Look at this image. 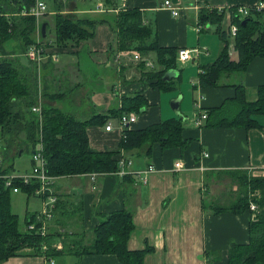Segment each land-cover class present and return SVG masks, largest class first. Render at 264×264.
<instances>
[{
    "label": "crops",
    "instance_id": "1",
    "mask_svg": "<svg viewBox=\"0 0 264 264\" xmlns=\"http://www.w3.org/2000/svg\"><path fill=\"white\" fill-rule=\"evenodd\" d=\"M165 1L68 0L64 8H73V18L109 22L99 24L94 37L60 49V60L56 63L47 60L44 65L53 64V73L47 76L56 80L54 85L49 82V89L53 86L54 93H65L59 100L66 96L73 100L76 107L72 113L82 120L97 114L105 116L86 128L93 149L104 151L120 146L123 130L120 123L112 121L120 116L111 115L109 111L121 107L122 96L136 92H141L146 105L140 112H129L140 113L129 128L135 130L165 120H177L182 124V136L189 141L188 145L163 147L157 142L150 154L142 148H121L116 156L126 165L121 167L119 162V170L106 173L96 182L88 174L62 176L56 178L54 186L65 200L62 217L75 233L93 231L104 216L113 212L123 209L133 212L134 229L128 246L133 250L148 249L144 264H228L230 248L249 242L250 221L255 211L250 208L238 213L214 211L217 206L230 204L239 192L240 184L227 173L241 172L264 178V113L254 116L255 127L232 124L241 112L234 85L243 84L247 101H255L257 88L264 85V57L254 58L243 72H225L216 86L200 85L199 74L216 62L225 44L229 55L238 58L236 36L230 32L233 42L227 39L224 43L219 25L201 23L200 12L203 8L225 10L229 15L226 23L230 24L233 10L253 8L264 0H170L179 9V15H174ZM49 6L56 10L53 2ZM131 9L142 13L143 24L151 30L149 43L176 50L175 69L182 78L177 79L175 89L163 91L153 85L154 80L148 79L147 72L166 68L159 63L155 50L142 54L138 50L118 49L112 24L120 12ZM51 16L55 14L44 19L48 24L47 38L50 37L48 20ZM181 48L192 50L189 60L180 59ZM136 54L140 55L139 60L135 59ZM147 61L153 66H148ZM180 64L187 67L186 71L196 68L197 80H190ZM58 66L61 69L57 70ZM65 72L69 76L62 77ZM87 80L100 82V85L91 89ZM100 88L103 93H97ZM174 90L176 94H184L180 95L179 109L172 106L180 115L164 105L166 94ZM101 95L105 96L99 98ZM221 107H224L223 124L213 126L218 121L210 115V110ZM199 113L210 117L203 119L200 126L195 123ZM109 122L113 123L111 131L106 130ZM23 155L20 154V158ZM178 162L182 163L180 168L176 166ZM150 164L157 170L147 172L144 182L136 171L146 170ZM29 170L21 171L15 164V173ZM224 181H227V191H217ZM32 197L39 202V208L33 211L38 212L42 202ZM215 197L219 204L210 203ZM79 201L82 202L81 212L75 213ZM87 234L86 240L90 237V233ZM49 259L44 255L17 256L0 264H122L115 254H61L52 258L53 263H49Z\"/></svg>",
    "mask_w": 264,
    "mask_h": 264
},
{
    "label": "trees",
    "instance_id": "2",
    "mask_svg": "<svg viewBox=\"0 0 264 264\" xmlns=\"http://www.w3.org/2000/svg\"><path fill=\"white\" fill-rule=\"evenodd\" d=\"M32 0H0V49L5 57H0V263L11 257L44 255L53 258L61 254H115L122 264H144L148 249H130L128 241L134 229L133 212L127 209L119 210L104 216L101 222L91 232L75 233L62 217L65 202L63 196L55 190V180L62 176L85 175L90 173H112L119 170L120 158H117L121 148L130 150L142 148L148 154L152 152L157 142L163 147H186L188 140L182 136L183 127L177 120H165L148 125L145 128L123 131L124 137L118 148L99 151L89 145L87 126L104 118L102 114L93 115L87 120L80 119L76 114L62 110L53 103L64 96V92H48L49 84L45 81L44 96L49 104L42 107L43 116L32 111L41 88V76L52 74L49 64L42 69L31 63L25 65L18 58L10 57L5 51V45L10 40H21L18 50L22 53L27 46L34 42L37 24L34 16L5 15L29 8ZM57 11L64 9L66 4L54 0ZM226 11L203 8L200 12L201 23L219 25V33L223 42L227 43L231 23L237 24L238 32L235 37V48L238 58L233 59L227 46L223 47L215 63L209 65L199 74V83L210 87L219 84L221 76L227 72H243L256 57H264V10H250V14L240 19L238 8L230 15V24L224 28ZM55 20V42L59 50L75 46L82 40L95 36L99 24L108 20L90 18L75 19L69 15L57 13ZM112 29L117 34V46L120 50H138L145 54L150 50L158 53L159 63L165 65L163 70L147 72L148 79L154 80L153 85L161 90L175 89L177 79L181 76L165 80L163 77L168 69H175L176 50L151 44L148 39L151 30L143 24L142 13L137 9L120 12L114 19ZM246 20V23H243ZM111 23V22H110ZM42 35V32H41ZM43 37V36H42ZM43 38H47L43 37ZM48 43V42H47ZM50 61V60H49ZM52 84V82H50ZM236 100L240 102V111L234 125L252 128L257 125L256 114L264 113V85L257 88L258 97L249 102L243 84H235ZM54 90V89H53ZM121 107L113 108L114 116L122 113L140 112L146 102L141 92L122 96ZM225 107V106H224ZM224 107L213 108L210 115L218 121L213 126L223 124ZM208 118L210 119L209 115ZM222 122H221V121ZM39 149L45 158V172L52 178L48 183L49 189L45 197L53 195L56 202L52 209V217L48 220L47 234L41 235V217L43 200L36 195L40 181L33 178L24 183L21 178H14L12 185H6L5 176L15 173L14 160L24 151L31 154ZM2 157V158H1ZM30 173L38 162L32 159ZM19 174V173H17ZM239 182V192L234 200L227 205L214 208L217 213L223 210L243 212L249 209L251 203H256L255 215L250 221V240L245 244H235L229 250L228 264H264V178L249 176L241 172L227 173ZM14 187L35 196L42 202L38 212L26 213V227L23 230L19 223L18 214L12 210V193ZM19 191V192H20ZM256 194L250 201L249 194ZM82 202L76 204L75 213L81 212ZM34 223L35 229L30 231L27 226ZM87 233L90 237L87 238ZM46 246V250L44 249Z\"/></svg>",
    "mask_w": 264,
    "mask_h": 264
},
{
    "label": "built area",
    "instance_id": "3",
    "mask_svg": "<svg viewBox=\"0 0 264 264\" xmlns=\"http://www.w3.org/2000/svg\"><path fill=\"white\" fill-rule=\"evenodd\" d=\"M33 3L30 5L29 8H23L18 12H14L12 14L7 13L5 15L12 16V15H20V16H34L36 19V24H37V29H36V34H38V39H36L34 42L30 43L26 51L22 52L21 54L25 56L29 62L39 68L42 69V66L45 64L47 60H51L52 62H57L60 60V50L59 47L56 45V42L53 40L47 41V38H43L41 35V27L42 23L44 22V19L47 15L51 14H57V13H62V14H71L72 10H67L66 8L62 9L61 11L57 10H51L49 6L48 0H32ZM54 1V0H53ZM63 4H66L68 0H59ZM165 5L171 8L172 12L174 15H179L180 11L177 7H174L172 5V2L170 0L165 1ZM254 9L256 11H262L264 10V2L256 5L253 8H246V7H240L238 8V14L240 16V19H243L247 17L250 14V10ZM2 14V13H0ZM230 32L236 36L238 32V26L237 24H231V29ZM48 43H47V42ZM191 49L188 48H181L179 50V57L182 61H187L191 58ZM19 54H11L12 57H15L18 59ZM136 60L140 59V55L136 54L135 56ZM148 66H153L150 61H147ZM197 106L199 103H196ZM32 111L39 116V119H42L43 116V110L41 105H33ZM208 115L204 113H199L197 116L195 123L196 125L200 126L202 124L203 119L207 118ZM137 120V115L132 114V113H122L119 119L120 127L124 131L125 128L130 127V125ZM113 129V123L109 122L106 126L107 131H111ZM208 156V154H206ZM32 159L35 160L37 165L33 167L32 172L30 173H25V174H17V173H12L8 174L5 176L6 178V185L11 186L13 179L14 178H21V180L24 183H29L31 179L37 178L36 180L40 181L41 185L40 187L36 190V195L42 198L43 202V209L42 212L45 215L44 217H41L39 220L41 221V228L39 232L41 235L45 236L47 234V224L48 220L52 217V209L54 207V204L56 202V197L55 196H47L46 192L49 189L48 183H52V178H50L46 172H45V158L43 156L42 150L39 149L38 151H35L32 155ZM2 164V161L0 159V165ZM121 167H124L126 165L125 161H120ZM182 165L181 162L177 163V168H180ZM157 170L156 167L153 164H150L149 167L146 170H139L136 171L137 175L140 177L142 181H146V176L145 174L147 172H152ZM93 181H98L104 176L105 174L103 173H90L88 174ZM34 180V179H33ZM13 192L17 193L20 191L18 187L12 188ZM257 208L256 203H251L250 209L255 211ZM27 229L32 231L35 229L34 223H31L30 225L27 226ZM44 249L46 250V246H44ZM46 257V256H45ZM49 263H53L54 260L52 258L49 259Z\"/></svg>",
    "mask_w": 264,
    "mask_h": 264
},
{
    "label": "rangeland",
    "instance_id": "4",
    "mask_svg": "<svg viewBox=\"0 0 264 264\" xmlns=\"http://www.w3.org/2000/svg\"><path fill=\"white\" fill-rule=\"evenodd\" d=\"M95 1V0H93ZM49 4H51L53 2V0H48ZM67 10H72L73 8L70 6L66 8ZM71 17H73L74 15L73 14H67ZM228 16L229 15H225V20H224V28L227 27V24L226 21L228 20ZM47 20V19H46ZM48 22L50 23V27H49V35L50 37L47 38V41L49 42L48 39H51L53 38L52 40L55 41V20H54V16H51L48 20ZM230 22V21H229ZM38 39V34H35L34 35V40ZM229 42H233L234 38L233 36H230L229 38ZM46 41V42H47ZM21 40H10L6 43L5 45V51L7 52L6 55H8L9 53L11 54H19L18 55V58L21 60V62H23L24 64H30L29 60L23 56L21 54V52L18 50V46L21 44ZM91 43V46H92V42ZM10 54V57H12ZM65 53H62L61 55H63ZM68 56V55H66ZM0 57H5L4 56V53L3 51L0 49ZM12 58H15V57H12ZM69 60V59H68ZM53 64H51L49 67L52 68ZM63 67V65H61ZM61 66H58L57 67V70L61 69ZM189 66V65H187ZM179 67L181 68H185V71L187 69V67H183V64H180ZM194 69L191 70V69H188L186 71V74L188 75V78L191 80V79H194V80H197V77H198V72L196 71V68L192 67ZM52 71H53V68H52ZM53 73V72H52ZM51 74V73H50ZM69 76V73L68 72H65L63 74L62 77H67ZM56 80V78H54ZM53 77L50 75V76H41V88L39 90V94H38V98L36 99V101L34 102V105H41L43 107L44 104H49V101H47V99H45V96H44V88H45V81H47V83L49 84V82H53V85L55 84L54 83V80ZM185 81V80H184ZM183 81V82H184ZM59 82V81H58ZM87 82L90 83V87L91 89H93L94 87H97L98 85H100V82H97V81H92V80H87ZM189 85V84H188ZM191 87V85H189ZM53 86L52 88L48 89V92L50 93H54V90H53ZM102 88H100L97 93H103ZM177 92V90H174V91H171V92H168L166 94V98L164 99V105H168L169 109L174 111L173 110V107H172V102L180 95H184L182 94V92H179V93H175ZM102 96H105V95H101L99 98H101ZM73 100L71 98H68L66 96V98H62L60 99L59 101H57V105L64 111H67V112H73L75 110V107L76 105H74V103L72 102ZM191 107L194 106V103L193 101L191 100ZM175 112V111H174ZM177 113V111L175 112ZM109 114L113 115L112 114V111L110 110L109 111ZM179 114V113H177ZM138 116L140 115V113L137 114ZM180 115V114H179ZM112 121L115 123V124H119V119L117 117L113 118ZM22 154L23 157L20 158V156H18L15 160H14V163L16 164V167H18L19 170H23V169H29L31 168V165H32V157H31V151H24ZM2 156V155H0ZM2 158V157H1ZM1 166V165H0ZM239 183V182H238ZM219 187H217V191H227V181H224L222 182L221 184L218 185ZM216 190L215 192L218 193ZM250 195V201L251 200H254V197H257L256 194L252 193V194H249ZM12 210L15 214H18V217H19V223H20V226L21 228L24 230L25 227H26V213L27 211L28 212H33L35 211L36 209L39 208V202L32 196L28 197V194L25 193V192H18V193H12ZM220 201H218V198L215 197L214 199H212L210 201V203H215V204H219Z\"/></svg>",
    "mask_w": 264,
    "mask_h": 264
},
{
    "label": "water",
    "instance_id": "5",
    "mask_svg": "<svg viewBox=\"0 0 264 264\" xmlns=\"http://www.w3.org/2000/svg\"><path fill=\"white\" fill-rule=\"evenodd\" d=\"M243 23H246V20H243ZM47 25H48L47 22L42 23L41 32H42L43 37H46ZM179 75H180L179 71L173 68V69L167 70L163 78L165 80H171L173 78L179 77ZM180 99H181V96L173 101L172 106L175 109H179Z\"/></svg>",
    "mask_w": 264,
    "mask_h": 264
}]
</instances>
